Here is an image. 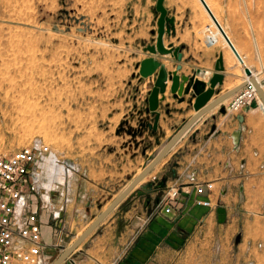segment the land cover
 Wrapping results in <instances>:
<instances>
[{
    "label": "rangeland",
    "instance_id": "rangeland-1",
    "mask_svg": "<svg viewBox=\"0 0 264 264\" xmlns=\"http://www.w3.org/2000/svg\"><path fill=\"white\" fill-rule=\"evenodd\" d=\"M205 2L246 66L262 73L264 85V0ZM157 5L158 0H0V155L36 140L48 146L51 154L43 163L50 158L51 169L42 163L38 172L43 194L44 177L51 192L49 179L74 171L77 179L68 180L80 188L79 205L88 202L98 213L126 189L130 183L116 194L128 177L141 174L172 131L165 117L179 112L165 107L164 129L159 122L154 130L147 100L158 72L142 77L144 60L171 69L181 65L184 76L205 78L223 55L229 90L245 82L243 67L200 0L163 2L170 21L164 46L179 48L181 62L146 51L157 44ZM250 107V126L264 142V112L258 100ZM248 183L232 209L207 217L190 232L188 244L169 241L168 257L156 264H264V179ZM67 186L60 187L66 195ZM123 217L115 222L130 221Z\"/></svg>",
    "mask_w": 264,
    "mask_h": 264
},
{
    "label": "crops",
    "instance_id": "crops-1",
    "mask_svg": "<svg viewBox=\"0 0 264 264\" xmlns=\"http://www.w3.org/2000/svg\"><path fill=\"white\" fill-rule=\"evenodd\" d=\"M166 70L173 73L176 68L166 66ZM214 74L216 71L210 72V76L206 75L209 76L207 81L206 77H196L206 83L205 91L210 89V79ZM178 75L184 76L183 69ZM172 85V80H168L164 96H159L160 127L164 129L161 123L164 121L162 113L165 107L179 112H170L171 117H165V122L172 131L169 135L166 134L160 146H157L158 151L179 128L197 115L193 107L196 101L193 90L187 95L183 94L185 101L180 103L172 94ZM187 86L185 84L184 88ZM229 87L225 78L223 85L215 88V95L200 111L211 106L219 96L221 98L225 95ZM174 103H177V106H174ZM222 107L223 102L203 114L154 167L146 180L126 197L77 251L75 250L70 258L76 264H156L158 257H168L169 241L172 246L182 245L183 242L188 244L194 230L201 222H205L207 217L233 208L232 204L236 203L234 201L238 200V197L241 199L246 193L248 182H253V185L261 183L264 179V142L250 126L253 107L236 116L230 113L221 114ZM240 117L244 118L242 123L239 121ZM238 130L242 131V135L240 145L236 146L233 134ZM144 166L140 170L143 171ZM74 174L76 175L74 171L64 170L54 181L49 179L50 184L53 183L54 186L52 191L60 192L59 196L52 194V191H46L47 176L44 177L43 184L45 193L41 192L40 182V191L35 194L37 199L33 202V209L37 211L42 225L43 241L49 246L46 253L49 264H53L64 252L63 248L72 246L80 232L96 220L116 197L114 195L98 213L91 212L93 209H90L88 202L83 206L78 203L82 196L80 188L72 187L71 180H68L71 177L75 179L77 175ZM137 174L138 172L128 177V181L116 194L131 184ZM164 178L167 182L163 189L159 187V183ZM206 183L214 184V191L210 196L212 208L198 205V201L206 200L209 194L198 196L196 186ZM63 184L69 185L67 195L60 191ZM175 187L179 189V194L171 202L172 213L165 214L163 199L168 190ZM120 215L124 216L123 219L132 216L130 221L115 222ZM247 216L251 214L248 213ZM260 218H264V214Z\"/></svg>",
    "mask_w": 264,
    "mask_h": 264
},
{
    "label": "built area",
    "instance_id": "built-area-1",
    "mask_svg": "<svg viewBox=\"0 0 264 264\" xmlns=\"http://www.w3.org/2000/svg\"><path fill=\"white\" fill-rule=\"evenodd\" d=\"M245 83L246 86L225 106L227 113L240 114L257 101L254 84L249 78ZM50 154V148L36 140L9 156L0 155V264H49L46 255L49 246L43 241L42 225L33 202L37 199L36 192L40 191L38 172L42 170L44 157ZM154 180L157 183L156 178ZM213 191L212 183L198 184V196L209 194V198L199 200L198 205L212 208ZM178 194L176 187L166 193L163 199L165 214L172 213L171 202Z\"/></svg>",
    "mask_w": 264,
    "mask_h": 264
},
{
    "label": "water",
    "instance_id": "water-1",
    "mask_svg": "<svg viewBox=\"0 0 264 264\" xmlns=\"http://www.w3.org/2000/svg\"><path fill=\"white\" fill-rule=\"evenodd\" d=\"M164 0H158L157 5V11L160 12L161 17L159 20V29H158V35H157V44L156 46H148L145 50L150 52L153 55H172L176 58L178 62H181L183 59V54L181 50L171 48H166L164 46V35L166 34V24L169 23V19H167V11L163 6ZM200 2L203 4L204 8L209 13L210 17L224 36L225 40L227 41L228 45L230 46L231 50L233 51L234 55L236 56L237 60L241 64V66L244 69V73L248 78H251L253 76V72L250 68H248L224 32L222 26L217 21L216 17L206 4L205 0H200ZM170 33V31H168ZM216 74L213 75L212 79L210 80V89L205 91L206 89V83L199 80L194 77H187L182 76L180 77L178 75V72L182 70V66L178 65L177 69L173 73H168L166 70V66L164 64H160L159 62L155 61L154 59H146L141 64V76L144 78L152 77L155 73L157 74V79L155 81V84L153 88L151 89V92L149 93L148 98V110L147 113H151L155 117V124H154V130L158 129V125L160 122V113L158 112L159 106H160V99L159 96H164L166 92V83L168 80H172V94L174 95V98L179 100L180 103H183L185 101V98L183 97V94H189L190 90L192 89L194 92V98L196 99L195 103L193 104L194 109L197 111V115L193 118H191L188 122H186L181 128H179L174 136H172L168 142L166 143L165 147L162 149L161 152H159L157 155H154L150 158L151 163L149 165H145L143 168V171L141 174H139L135 180L130 184V186L123 192L118 198H116L113 203L110 205V207L100 213L98 217L96 218L95 222L80 236L76 242L68 249L63 248V253L53 262V264H76L73 259H71V255L75 252V250L78 249V247L103 223V221L126 199V197L152 172L154 167L166 156V154L172 149V147L178 142V140L186 133V131L198 120L200 117L203 116L206 112L214 108L215 106L219 105L226 99L234 96L238 91L243 89L246 86V83L244 82L241 86L233 89L232 91L227 92L225 95H223L221 98H219L217 101H215L211 106L206 108L203 111H200L215 95V88L219 85L222 86L224 83V72H225V66H224V58L223 55L220 56L218 62L216 63ZM181 80V82H180ZM256 90V84L254 83V80H250ZM187 84V88L185 89L184 86ZM205 91V92H204ZM257 93L260 94V97L264 101V92L261 89L257 90ZM220 113L225 115L227 113L226 108L222 107L220 110ZM239 121L242 123L244 121L243 117L239 118ZM242 131L238 130L233 134V138L235 141L236 146L240 145ZM167 179L164 178L160 183L159 187L165 188ZM242 236L238 235L235 243L236 245L239 244Z\"/></svg>",
    "mask_w": 264,
    "mask_h": 264
},
{
    "label": "bare ground",
    "instance_id": "bare-ground-1",
    "mask_svg": "<svg viewBox=\"0 0 264 264\" xmlns=\"http://www.w3.org/2000/svg\"><path fill=\"white\" fill-rule=\"evenodd\" d=\"M261 57V56H260ZM261 74L262 73H257V74H253V76L251 77V78H249L250 80H252V78H253V80H254V83L256 84V87H257V90L258 89H261L263 92H264V85H263V83H262V80H261ZM245 80H248V77L245 79ZM239 87V86H238ZM237 88V87H236ZM233 89H235V88H233ZM233 89H231V90H229V91H232ZM228 91V92H229ZM239 92V91H238ZM223 95V94H222ZM233 97V96H232ZM232 97H230L231 99H232ZM219 98H220V96H219ZM230 98H228V99H226L225 101H223V104L224 105H227L230 101H231V99ZM217 99H218V97H217ZM257 100H258V105H259V110L261 111V112H264V101L262 100V98L260 97V94L259 93H257ZM222 105V104H221ZM252 112V111H251ZM196 115V114H195ZM24 123H28V122H24ZM29 125V124H28ZM193 126V125H192ZM188 132V131H187ZM166 145V144H165ZM165 145H163L161 148H159V151L155 154V155H157L159 152H161L162 151V149L165 147ZM176 145V144H175ZM174 147V146H173ZM154 156V155H153ZM52 158V157H51ZM151 163V160H149L148 162H147V164L146 165H149ZM43 167L42 168H44L46 171H50V169H51V159L50 158H47V159H45V162L43 163V165H42ZM147 178V177H146ZM146 178L144 179V180H146ZM143 180V181H144ZM142 181V182H143ZM130 185H128L127 187H126V189L129 187ZM54 188H52L51 190H53ZM125 189V190H126ZM136 189V188H135ZM125 190L123 191V192H125ZM48 192H50V189H48ZM122 192V193H123ZM122 193H120L116 198H118ZM115 198V199H116ZM110 207V205L104 210V211H106L108 208ZM103 211V212H104ZM95 222V220L91 223V225L93 224ZM90 225V226H91ZM90 226H88V228L90 227ZM87 228V229H88ZM86 229V230H87ZM84 233V232H83ZM81 235V234H80ZM82 236V235H81ZM80 237V236H79ZM78 237V238H79ZM77 238V239H78ZM76 239V240H77ZM76 240H75V242H76ZM74 242V243H75ZM73 243V244H74ZM71 247V246H70ZM69 247V248H70ZM68 248V249H69ZM79 249V248H78ZM77 251V250H76Z\"/></svg>",
    "mask_w": 264,
    "mask_h": 264
}]
</instances>
